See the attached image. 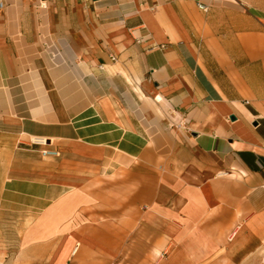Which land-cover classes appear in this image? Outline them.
<instances>
[{
  "label": "crops",
  "instance_id": "0c3cea01",
  "mask_svg": "<svg viewBox=\"0 0 264 264\" xmlns=\"http://www.w3.org/2000/svg\"><path fill=\"white\" fill-rule=\"evenodd\" d=\"M2 1L0 264H264V0Z\"/></svg>",
  "mask_w": 264,
  "mask_h": 264
},
{
  "label": "rangeland",
  "instance_id": "374dc122",
  "mask_svg": "<svg viewBox=\"0 0 264 264\" xmlns=\"http://www.w3.org/2000/svg\"><path fill=\"white\" fill-rule=\"evenodd\" d=\"M25 149H18L17 154L13 155L14 159L18 162L26 163V165H37L42 168L35 170L21 171L22 174L41 178H50L48 168L55 164L56 159L42 158L36 149V145H27ZM5 155H0V173L2 167L3 158ZM17 172V171H16ZM20 224L21 222L15 218H0V257L10 254L13 256L18 249V236L20 235ZM48 229L43 230L42 233L32 232V237H41L48 234Z\"/></svg>",
  "mask_w": 264,
  "mask_h": 264
},
{
  "label": "built area",
  "instance_id": "2783aa9c",
  "mask_svg": "<svg viewBox=\"0 0 264 264\" xmlns=\"http://www.w3.org/2000/svg\"><path fill=\"white\" fill-rule=\"evenodd\" d=\"M3 5H4L3 1L0 0V9L3 8ZM197 6L199 7V9L203 11H207V7L205 5L197 3ZM110 58L114 59L113 56H111ZM32 143L39 146H43L41 149H39V154L42 158H54V157H58L60 154L59 151H57L56 149L47 148L46 140H42V138H33Z\"/></svg>",
  "mask_w": 264,
  "mask_h": 264
},
{
  "label": "water",
  "instance_id": "95a60500",
  "mask_svg": "<svg viewBox=\"0 0 264 264\" xmlns=\"http://www.w3.org/2000/svg\"><path fill=\"white\" fill-rule=\"evenodd\" d=\"M230 119L234 120L235 117L233 115H230ZM253 124L256 125V122H254Z\"/></svg>",
  "mask_w": 264,
  "mask_h": 264
},
{
  "label": "bare ground",
  "instance_id": "6f19581e",
  "mask_svg": "<svg viewBox=\"0 0 264 264\" xmlns=\"http://www.w3.org/2000/svg\"><path fill=\"white\" fill-rule=\"evenodd\" d=\"M42 140H45V139L42 138Z\"/></svg>",
  "mask_w": 264,
  "mask_h": 264
}]
</instances>
